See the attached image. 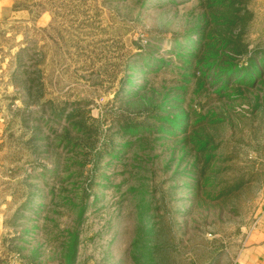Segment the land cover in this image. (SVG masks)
I'll return each mask as SVG.
<instances>
[{
	"label": "rangeland",
	"instance_id": "374dc122",
	"mask_svg": "<svg viewBox=\"0 0 264 264\" xmlns=\"http://www.w3.org/2000/svg\"><path fill=\"white\" fill-rule=\"evenodd\" d=\"M0 212V264L237 262L264 212V0L5 9Z\"/></svg>",
	"mask_w": 264,
	"mask_h": 264
},
{
	"label": "crops",
	"instance_id": "0c3cea01",
	"mask_svg": "<svg viewBox=\"0 0 264 264\" xmlns=\"http://www.w3.org/2000/svg\"><path fill=\"white\" fill-rule=\"evenodd\" d=\"M15 1L17 0H0V17L2 12L9 8ZM17 12L20 13L19 10L14 11V13ZM237 259L238 264H264V212L252 223L251 228L242 239Z\"/></svg>",
	"mask_w": 264,
	"mask_h": 264
},
{
	"label": "built area",
	"instance_id": "2783aa9c",
	"mask_svg": "<svg viewBox=\"0 0 264 264\" xmlns=\"http://www.w3.org/2000/svg\"><path fill=\"white\" fill-rule=\"evenodd\" d=\"M233 264H238L237 262L233 263Z\"/></svg>",
	"mask_w": 264,
	"mask_h": 264
}]
</instances>
